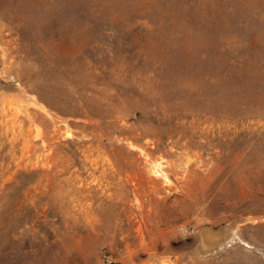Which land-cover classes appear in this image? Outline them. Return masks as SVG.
Here are the masks:
<instances>
[{
  "label": "rangeland",
  "instance_id": "1",
  "mask_svg": "<svg viewBox=\"0 0 264 264\" xmlns=\"http://www.w3.org/2000/svg\"><path fill=\"white\" fill-rule=\"evenodd\" d=\"M264 264V0H0V264Z\"/></svg>",
  "mask_w": 264,
  "mask_h": 264
},
{
  "label": "built area",
  "instance_id": "2",
  "mask_svg": "<svg viewBox=\"0 0 264 264\" xmlns=\"http://www.w3.org/2000/svg\"><path fill=\"white\" fill-rule=\"evenodd\" d=\"M104 264H110L108 261H106Z\"/></svg>",
  "mask_w": 264,
  "mask_h": 264
}]
</instances>
